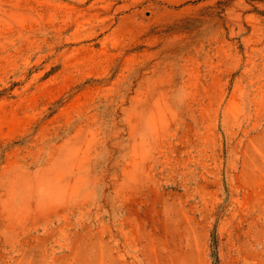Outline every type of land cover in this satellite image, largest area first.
I'll return each mask as SVG.
<instances>
[{"label":"rangeland","instance_id":"rangeland-1","mask_svg":"<svg viewBox=\"0 0 264 264\" xmlns=\"http://www.w3.org/2000/svg\"><path fill=\"white\" fill-rule=\"evenodd\" d=\"M0 264H264V0H0Z\"/></svg>","mask_w":264,"mask_h":264}]
</instances>
